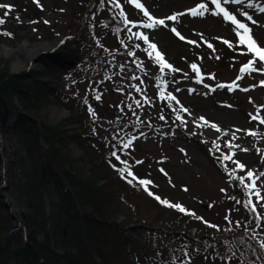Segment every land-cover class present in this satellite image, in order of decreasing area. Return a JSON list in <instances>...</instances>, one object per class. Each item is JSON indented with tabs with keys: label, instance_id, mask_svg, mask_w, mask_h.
Segmentation results:
<instances>
[{
	"label": "rangeland",
	"instance_id": "rangeland-1",
	"mask_svg": "<svg viewBox=\"0 0 264 264\" xmlns=\"http://www.w3.org/2000/svg\"><path fill=\"white\" fill-rule=\"evenodd\" d=\"M140 2L154 18L164 19L166 26L153 29L142 27L147 22L143 12L128 0H120L131 23L126 26L129 31L126 28L123 32L122 47H119L120 39L117 41L110 37L111 30L104 28L111 20V12L114 15L112 8L121 20L120 9L113 7L109 0H103V3L101 0H38V3L34 0H0V5L12 6L11 11L0 7V18L4 20L0 24V62L7 65L12 75L42 73L46 70V64L58 63L60 57L68 59L76 56L78 45L74 35L82 26L81 22L85 24L86 18H90L89 21L96 26L93 28L95 35L98 39L102 36V39L98 42L100 47L94 51L97 56L91 55L86 60L91 59L97 65H86L78 70L67 63L70 60H64L57 64V77L46 76L43 77L44 81L59 93L81 98L90 106L95 113V123L88 138H93L95 142L108 137L112 141L119 140L121 145L118 144L116 157L119 159L116 158V161L122 166L127 165L142 180L151 181L147 185L148 190L162 200L183 206L195 214L194 219L217 228L242 225L258 249L264 250L261 247V243H264V200L257 203L256 196L252 195L256 213L250 212L243 206L249 195L240 183L244 178L245 184H251L247 179L249 170L258 176L264 172V124L252 120L250 116L256 115L259 109V115L264 117V87L260 86L264 74L240 72L252 54L247 53L246 47L240 44L234 26L222 17L209 12L203 17L185 14L178 16L176 21L167 20L169 16L187 13L199 3L208 4L214 11L211 0ZM249 3L264 5V0H244L240 4L223 6L249 26L257 44L264 47V13L255 7H248ZM93 6L95 11L89 15L88 10H92ZM245 12L257 23L248 21L243 15ZM172 28L184 39L175 35ZM137 32L156 44L164 60L178 71L165 69L161 73L159 66L149 59L145 51L148 45L135 37ZM224 40L232 46L223 43ZM125 43L127 46L123 45ZM36 49L41 52L35 56L33 65L26 61V50ZM129 52L135 55H129ZM89 53L92 54L91 51ZM20 60L23 63L19 64ZM101 60L105 62H102L103 68L100 66ZM193 63L203 77L201 83H196L197 74L190 66ZM138 64L142 66L138 67ZM18 66L20 68L16 69ZM255 67L260 68L261 65L257 63ZM97 71L101 76L94 78V81H87L83 77L84 73ZM221 84L238 86L229 91L227 87H219ZM190 89L194 91L189 92ZM161 92L164 99H161ZM168 94L176 99L168 100ZM97 95L100 96L99 100L96 99ZM181 107L187 111H182ZM42 115L54 124L67 119L69 113L52 102ZM201 117L217 125L221 131L204 124ZM74 131H80L76 125L70 128V133ZM9 137L5 133L2 139L0 137L3 148L0 164L3 182L0 189L8 209L5 213L12 219V225H19V207L9 193L14 187L8 177L14 150ZM128 141L131 144L125 148ZM229 143L233 145L231 149L227 147ZM67 150L70 157L82 158V151L77 145L71 144ZM231 153H235L232 160L243 164L244 170L238 169L232 160H222V154ZM229 172L234 175L230 176ZM256 186L264 196V176H259ZM232 197L240 203H236ZM158 211L166 216L157 217ZM257 214L262 218L258 220ZM171 217L170 212L157 210L153 204L142 211L144 221L159 226H163L161 222L165 223L162 220L167 221ZM129 228L136 230L139 226ZM127 231L130 232V229ZM253 231L256 232L254 235ZM201 251H205L204 255L195 253L188 264H248L238 259L226 263L208 255L205 247H201ZM252 264H264V255L261 254L260 259L257 257Z\"/></svg>",
	"mask_w": 264,
	"mask_h": 264
},
{
	"label": "trees",
	"instance_id": "trees-1",
	"mask_svg": "<svg viewBox=\"0 0 264 264\" xmlns=\"http://www.w3.org/2000/svg\"><path fill=\"white\" fill-rule=\"evenodd\" d=\"M94 8L88 10L89 15ZM112 9L115 16L111 12L104 28L111 30L110 37L120 39L122 47L128 25ZM89 20L81 22L74 35L76 56L60 57L59 63L70 60L67 63L78 70L97 65L86 58L97 56L94 51L102 36L98 39L93 31L96 26ZM46 76L57 77V62L46 64L39 74L17 75L0 62V97L8 112L4 133L14 148L8 176L14 187L9 193L19 207L20 223L12 225L0 189V264H40L27 243L47 264H188L195 253L204 255L201 247L226 263L238 259L252 264L264 255L242 225L211 227L163 205L154 193L149 195L151 191L139 184V175L133 173V179L125 172L122 178L118 169L125 166L112 155L118 152L120 141L89 139L95 123L90 106L81 98L59 93L44 81ZM98 76L99 71L83 75L87 81ZM52 102L69 113L67 119L53 124L43 118ZM2 113L0 107V123ZM73 125L80 131L70 133ZM71 144L82 151L83 159L70 157L67 147ZM2 156L0 151V164ZM2 182L0 171V188ZM150 204L172 217L162 220L165 223L156 219L163 226L144 221L142 211ZM158 213L157 217L166 216ZM130 226L139 228L129 232Z\"/></svg>",
	"mask_w": 264,
	"mask_h": 264
},
{
	"label": "snow or ice",
	"instance_id": "snow-or-ice-1",
	"mask_svg": "<svg viewBox=\"0 0 264 264\" xmlns=\"http://www.w3.org/2000/svg\"><path fill=\"white\" fill-rule=\"evenodd\" d=\"M34 2L38 3V0H34ZM101 2L103 3V0H101ZM128 2L130 4H132L135 8L139 9L140 11L143 12L144 16L147 17V22H145L142 27L144 28H149V29H153L156 28L158 26H166L165 25V20L164 19H156L154 18L147 9H145L144 5L140 2V0H128ZM244 0H211V4L215 6V10L212 11L210 9V7L208 6V4L206 3H199L198 5H196L195 7H193L192 9H189L187 13H179V14H175L172 16L167 17V20L170 21H176L178 19V16L180 15H185V14H189L191 16H199V17H203L206 13H209L213 16H217V17H222V19L225 22L230 23L231 25L234 26V30H236V36L239 39V42L242 46L246 47L247 49V53L252 54V58L249 59V61L244 65V67H242L240 69L241 73L247 72L249 74H251L252 72H260L261 74H264V47H261L257 44V42L255 41V39L252 36V29L245 23H242L240 20L237 19V17L235 15H233L229 10H227L223 5L224 4H240L243 3ZM109 3L117 8L120 9L119 15L123 18V22L125 25H128L129 23H131L129 21V19L127 18V16L124 13L123 7L120 4V0H109ZM248 7H255L257 11H259L260 13H264V5H254L252 3H249L247 5ZM0 7H5L8 9V11H11L12 6L10 5H0ZM5 15H7V12L5 13ZM246 19L252 23H257V21H254L252 16L248 15L246 12L243 14ZM17 19H19L17 17ZM4 20L2 18H0V24H3ZM171 31L177 35L181 40L184 39L183 36L180 35L179 32H177V30L175 28H172ZM6 35H10L8 33H5ZM135 37L137 39H141L143 40L147 45V49H145V51L148 54L149 59H153L155 61V63L159 66V70L161 73L165 72V69H168L170 72H175L178 71L177 69H174L170 64H168L162 54L157 50V46L154 43H150L149 39L146 35L142 34V33H135L134 34ZM223 43H225L226 45H228L229 47H231V43L227 40L222 41ZM189 43H194L192 41H189ZM209 48L212 47L211 44L208 45ZM129 55H135L132 52H129ZM259 63L261 65L260 68L255 67V65ZM138 67H141V64L137 65ZM192 70L194 72H196L197 74V80L196 83H201L203 77L200 74L199 68L198 66L193 63L190 65ZM212 79H214V77H210ZM133 79H138V77H133ZM238 85H224L221 84L219 85V87L224 88L227 87L229 91L234 90L235 87H237ZM260 86L264 87V81L260 82ZM205 87H209L208 85H205ZM139 91V89H137ZM248 89H244V91H247ZM194 90L190 89L189 92H192ZM210 91H215V89H210ZM96 99L99 100L100 96L97 95ZM161 99H164V93L161 92ZM168 100H175L176 98L174 96H172L171 94H168L167 96ZM177 103H179V101H177ZM137 104H139V101H137ZM182 111H187V109H183L181 107ZM90 114L95 115V113L89 109ZM251 119L252 120H258L261 124H264V117H261L259 115V109L257 110V114L256 115H252L250 114ZM161 119H163V117H161ZM177 119H180V117H177ZM204 124H210V122L205 121L203 117L200 118ZM183 122V121H182ZM202 125H197V127H200ZM210 126L215 129L216 131H221V129H219V127L215 124H210ZM237 131H240L239 129H237ZM225 135H227L228 133H224ZM254 135V133H249ZM234 135V134H233ZM131 144V141H128L127 144L124 145V147H128ZM217 147H219L217 145ZM228 148H232L233 145L231 143H229L227 145ZM235 147H239L238 145H236ZM243 151H247V149H242ZM113 156H116V153L113 152L112 153ZM235 155V153H231V155L228 154H222V160L224 161H229L232 160V156ZM117 159H119V157H116ZM126 165V162H124ZM138 163H142L140 161H138ZM232 163H234L238 169L240 170H244L245 166L243 164H241L239 161H235L232 160ZM225 170L228 171L227 167L225 166ZM119 172H121L122 174V178H123V174L125 172H127L128 176H133V173L131 171H128L127 165L125 166V168L123 169H118ZM161 171H163V169H161ZM166 174V173H165ZM229 175L232 176L234 175L233 172H229ZM259 176H264V172H261L259 174ZM259 176L254 173L253 171L249 170L247 171V179L251 181V184H245L244 182V178H241L240 183L244 186V188L247 190V194L249 195V199L247 201L244 202V207L247 208L250 212L252 213H256V206L252 203V199L251 196L255 195L256 199H257V203H259L260 201L264 200V196L261 195L259 188H257L256 186V180L259 179ZM133 179H135V177L133 176ZM131 182V181H129ZM151 183V181L148 180H139V184L145 186V190L147 191V185H149ZM187 190V189H185ZM221 191H224L223 189ZM149 195H154L153 193L149 192ZM158 201H160L163 205L170 207V208H175L176 210L183 212L185 214H190V215H195L194 213H189L183 206L179 205V204H173L170 203L167 200H161L160 197L156 196L155 197ZM232 199L236 200L235 197H232ZM236 203H240L239 200H236ZM258 220L261 219L262 217L260 216V214H257L256 217ZM227 219V217H226ZM211 227H215L213 225H209ZM261 247L264 248V243H261ZM185 255H187V253H185Z\"/></svg>",
	"mask_w": 264,
	"mask_h": 264
},
{
	"label": "water",
	"instance_id": "water-1",
	"mask_svg": "<svg viewBox=\"0 0 264 264\" xmlns=\"http://www.w3.org/2000/svg\"><path fill=\"white\" fill-rule=\"evenodd\" d=\"M0 107L3 110V113L1 115V123H0V127H1L0 137L2 139V137L4 136L5 126H6V123H7V120H8V112H7L6 105L3 102V100L1 99V97H0ZM0 151H1V154H2L3 153L2 144H0ZM128 229H130V231L132 230L131 228H128ZM27 246L30 248L31 252L36 257V259L38 260V262L40 264H47L45 262L44 258L39 254V252L36 250V248L32 244L27 243Z\"/></svg>",
	"mask_w": 264,
	"mask_h": 264
},
{
	"label": "bare ground",
	"instance_id": "bare-ground-1",
	"mask_svg": "<svg viewBox=\"0 0 264 264\" xmlns=\"http://www.w3.org/2000/svg\"><path fill=\"white\" fill-rule=\"evenodd\" d=\"M26 51H27L26 54L28 55L26 61L28 63H33V65H34V61L36 60L35 56H37L41 52V50L36 49V51L35 50H33V51L26 50ZM21 63H23V62L20 60L19 64H21ZM18 68H20V66L16 67V69H18Z\"/></svg>",
	"mask_w": 264,
	"mask_h": 264
}]
</instances>
